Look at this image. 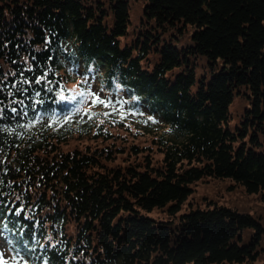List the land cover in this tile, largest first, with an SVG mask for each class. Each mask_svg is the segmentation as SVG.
<instances>
[{"label":"trees","instance_id":"1","mask_svg":"<svg viewBox=\"0 0 264 264\" xmlns=\"http://www.w3.org/2000/svg\"><path fill=\"white\" fill-rule=\"evenodd\" d=\"M89 75L140 125L72 118L82 97L57 93ZM237 94L250 106L232 130ZM262 134L264 0H0V233L15 264L253 262L255 216L214 200L176 211L212 178L264 197Z\"/></svg>","mask_w":264,"mask_h":264},{"label":"rangeland","instance_id":"2","mask_svg":"<svg viewBox=\"0 0 264 264\" xmlns=\"http://www.w3.org/2000/svg\"><path fill=\"white\" fill-rule=\"evenodd\" d=\"M129 15L131 22L128 24V38L133 37V30L139 29L140 27V19L142 17V6L141 3L135 2L130 5ZM109 23L112 24L111 18L109 19ZM175 43L177 40L173 39ZM198 76H201L203 70L201 67H197ZM79 75V72H77ZM83 85L85 92H92L95 96H99L101 99L106 101L105 105H92L91 100L93 97H82V102L76 107L78 113L73 114L72 118H88L90 114L89 111L92 112L100 111L105 115L106 119H111L113 117H119L120 115H125L136 123L137 116L131 113L123 112L125 105L117 102L115 96L100 91L98 89V82L94 75H89L87 78L82 77ZM70 96L76 95L78 91H82L78 87H74L71 85ZM111 95V96H110ZM246 96L236 95L233 102L230 105L231 118L229 119L228 126L232 130H236V125H242L241 121L243 119V115L246 113L245 110L250 106L245 99ZM99 116V115H98ZM139 124V123H138ZM140 125V124H139ZM119 133L124 134L125 131L118 130ZM262 134V138H263ZM139 139H144L140 137ZM259 149L264 151V146H259ZM216 201L221 205H226L232 208L238 209L240 212L250 213L255 216L259 221L264 224V197L260 193L255 192H246L243 190L240 184L233 183L230 179H210L203 180L198 182L194 186V190L189 194L188 199L182 204V207L178 209L176 212L178 214L186 212L190 209V202L193 207L200 206H212V201ZM209 201V203H208ZM167 211H160L159 209H153L147 211V214L155 219H166ZM2 225L0 226V229ZM251 236V229H246L242 233V239L237 238L239 243H247ZM0 254H3L6 259L9 260L10 264H12V254L10 249H8L6 241L4 237L0 233ZM240 264H264V251L260 252V255L253 262H246Z\"/></svg>","mask_w":264,"mask_h":264},{"label":"snow or ice","instance_id":"3","mask_svg":"<svg viewBox=\"0 0 264 264\" xmlns=\"http://www.w3.org/2000/svg\"><path fill=\"white\" fill-rule=\"evenodd\" d=\"M41 79H43V77H41ZM27 82V81H25ZM37 83H39V81H37ZM58 97L60 100H76L77 99V96L79 97H83V98H87V97H93V99L91 100V104L92 105H105L106 106V101L101 99L99 96H95L92 92L88 91V92H85V91H78L76 93V95L74 96H65L61 93H57ZM13 111H15V109H13ZM151 119V117L149 118ZM0 264H10L9 260L6 259L4 257L3 254H0ZM12 264H15V258L13 257L12 258Z\"/></svg>","mask_w":264,"mask_h":264}]
</instances>
